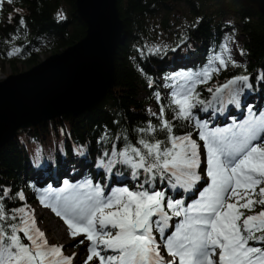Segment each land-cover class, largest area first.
<instances>
[{
    "label": "snow or ice",
    "instance_id": "obj_1",
    "mask_svg": "<svg viewBox=\"0 0 264 264\" xmlns=\"http://www.w3.org/2000/svg\"><path fill=\"white\" fill-rule=\"evenodd\" d=\"M3 2L0 0V7ZM60 18H64L62 14ZM20 24L24 25L23 18ZM20 51L13 48L7 55ZM229 51L225 44L202 71L169 77L176 85L168 104L173 118L189 121L203 142L206 186L197 199L185 206L183 199H166L167 189H156L157 177L172 191L185 193L202 179L197 171L202 163L201 144L191 132L173 134L174 125L164 117V105L160 106L159 130L166 134L167 145L161 140L140 139L142 148L128 145L119 153L114 149L107 162L101 159L97 165L107 173L117 163L126 165L133 180L143 170L146 175L135 190L115 187L105 195V187L87 179L77 184L65 181L59 190L49 187L41 191L40 203L64 221L68 234L73 239L83 236L80 244L88 242L84 264H264V246L250 244L264 245V110L257 114L249 106L243 120L233 118L225 127H209L193 114L198 105H205L202 111L213 108V115L222 112L225 90L228 102L239 107L244 87H252L248 75H239L214 92L208 88L212 101L205 104L199 99L198 84L206 83L229 62L235 65ZM155 95L159 101V93ZM213 102L221 107L214 108ZM137 131L151 134L157 128L149 123ZM9 191L5 189L0 196V264H73L76 254L68 256L63 245H49L26 205L13 209L11 215L6 212L2 201ZM17 196L25 199L22 192ZM173 217L179 218L175 225L170 224ZM161 246L171 259L165 261Z\"/></svg>",
    "mask_w": 264,
    "mask_h": 264
},
{
    "label": "trees",
    "instance_id": "obj_2",
    "mask_svg": "<svg viewBox=\"0 0 264 264\" xmlns=\"http://www.w3.org/2000/svg\"><path fill=\"white\" fill-rule=\"evenodd\" d=\"M169 1L118 0L120 15L125 22V38L116 53L115 86L107 96L80 115L65 113L62 117L19 131L16 138L0 147V196H3L5 189L10 190L2 201L9 215L13 209L26 205L35 216L34 202L40 200L42 186L54 184L57 175L59 178L69 179L75 175L80 178L78 181H84L89 175L96 181L97 175H100L99 183L105 187V192L116 185L135 190L146 175L143 170H140L139 179L133 180L132 170L126 165L117 163L111 173L97 165L101 159L107 162L114 149L119 153L128 145L142 148L139 144L140 139L149 142L161 140L167 145L166 134L159 130V114L153 116L146 108L150 101H157L156 93L160 95V100L157 101L159 107L165 106L164 117L174 125L173 134L183 135L191 132L193 139H196L198 131L189 121L173 118L172 108L168 107L170 95H164L163 92L165 80L163 78L184 70L191 74L197 73L209 65L213 58L212 52L221 47L220 40L223 36L218 18L222 15L239 16L242 22L241 32L245 36L244 46L250 61L245 66H237L229 74L226 72L227 68L223 67L206 83L198 84L196 92L199 99L207 104L213 100V93H209L208 88H212L214 92L217 87L233 77L247 73L253 79V87L250 91L244 87L240 94V110L245 114L249 106L257 114L264 110V18L259 9L240 0H184L195 16L193 19L195 22L184 25L185 31L178 39L177 35L170 44L161 46L159 51H150L151 48L146 42L152 37L151 18L159 13V8L166 10L162 19L165 31H170L172 27L170 22L172 7ZM13 2L15 10L11 11L10 19L0 23V62L2 66L8 63L14 73L23 71L20 63L28 67L37 64L40 53L46 52L42 51L43 49H53L54 53L60 52L82 39L87 33V24L79 15L77 0H13ZM61 14L63 19L60 18ZM22 18L24 25L20 24ZM140 44L145 46L143 50H139ZM17 47L21 49L18 55H7ZM167 79L171 80L169 77ZM252 90L260 92L261 98L258 103L248 100ZM222 95L224 99L222 112L213 115V108L202 111L205 105H198L193 109V114L198 119L206 118L209 123L215 119L225 118L230 108L236 105L228 102L230 99L228 92L225 91ZM213 103L214 108L221 107V104ZM149 123L157 128L155 133L137 131L140 128H147ZM105 152L109 153V156H104ZM64 158L68 160L71 169L65 175L61 174ZM79 162H86L85 172L81 173ZM40 171H45L46 177H40L38 175ZM197 171L202 175L203 169ZM31 174L35 176L32 177ZM155 185L157 190L167 189L166 199L171 196L174 200L183 199L186 202L189 198L195 197L199 182L187 193L181 189L172 191L166 182L161 183L159 177L156 178ZM20 192L24 194V200L18 198L17 193ZM256 211H259V207ZM176 219L173 217L170 224ZM11 222L13 221L6 223ZM24 242L26 243L25 239ZM250 243L264 246L254 241Z\"/></svg>",
    "mask_w": 264,
    "mask_h": 264
},
{
    "label": "water",
    "instance_id": "obj_3",
    "mask_svg": "<svg viewBox=\"0 0 264 264\" xmlns=\"http://www.w3.org/2000/svg\"><path fill=\"white\" fill-rule=\"evenodd\" d=\"M255 5L264 18V0ZM86 35L29 69L0 79V147L19 131L62 117L80 115L115 86L116 53L125 36L118 0H77Z\"/></svg>",
    "mask_w": 264,
    "mask_h": 264
},
{
    "label": "rangeland",
    "instance_id": "obj_4",
    "mask_svg": "<svg viewBox=\"0 0 264 264\" xmlns=\"http://www.w3.org/2000/svg\"><path fill=\"white\" fill-rule=\"evenodd\" d=\"M170 6L172 7V10L170 12V16L172 18H170V22L172 24V27L170 29V31H165V29L163 28V24H162V19L164 18V15L166 13L165 9L159 8L158 11L159 13H157L155 16H152L151 18V29L150 32L152 33V37L151 40L148 43V46L151 49L154 48H161V46H166L168 44L171 43L172 40L175 39V37L178 35L177 39L183 35V32L185 31L184 29V25L189 24V23H194L195 20L193 16V13L191 12L190 7L184 2V0H170L169 1ZM9 6V2H7V0H4L3 2V6L0 7V16L2 14V9H4L5 7ZM218 20H220V24H221V30H222V39L220 40L221 42V47L219 48V50L217 51H213V57L217 54H219L222 50V46L227 44L228 48H229V55L231 56V60L235 62V65L231 62L228 63L227 65V69L226 72L227 74L231 73L230 71H234L236 69L237 66H245L247 65V63L250 61V58L247 54V50L244 46L245 44V36L244 34L241 32V25L242 22L239 18V16H234V15H222L221 17L218 18ZM176 39V40H177ZM145 46H143L142 44L139 45V50H143ZM51 50H47V49H43L42 51H46V52H41L40 53V61L46 59L48 56L54 54V52ZM0 76L1 77H7L10 73H14L12 71V68L10 67V65L8 63H5L2 66V63L0 62ZM21 68H23V70L29 69L30 67L25 66L24 64L20 63L19 64ZM216 67H221L219 65L218 62H216ZM223 67H221L222 69ZM221 71V70H220ZM200 72V71H198ZM191 74L190 72L187 71H181L178 72L176 74ZM176 74H170L168 76H165L163 79L164 80V85H171L174 84V86L171 87V90L169 92V95L171 94V92L174 90V88L176 87L174 81H172V79L169 81L167 79V77H174L176 76ZM241 75H247V73L245 74H241ZM239 76V75H237ZM249 76V81L248 83L252 85L253 87V79L250 75ZM236 77V76H235ZM172 81V82H171ZM180 83H183V81H180ZM251 87V88H252ZM246 88V87H245ZM250 88V89H251ZM248 91H250L249 88H246ZM227 92V90H225ZM251 96L248 98L249 101L253 102V103H258L260 100V92L259 91H251ZM142 95H144L143 93H141ZM157 103V101H156ZM158 104V103H157ZM146 108L148 110L149 113H157L158 114V110L155 106V103H150V104H146ZM236 110V116L234 117V119L236 121H241L243 120L246 115H242V118L239 120L238 116H240L241 112H239L240 107H236L234 108ZM231 109V113H233L235 110ZM234 110V111H233ZM240 113V114H238ZM232 119H228L225 122L226 123H218L217 125H213V124H209V127H225L229 124L232 123ZM201 121H205V120H201ZM18 136V135H17ZM63 137V136H62ZM199 143V142H198ZM201 147H202V151L204 153V149H203V143H201ZM66 158H64L65 160ZM65 164L68 168V170H70L69 168V164L68 162L65 160ZM81 162H79V168L80 169H85L84 166H82V164H80ZM32 173V169H29ZM32 176V174H31ZM80 178H78L79 180ZM91 179L93 181V183L95 184L96 182H99L100 179V175H97V179L96 181L93 179V177L91 175H89L88 178L84 179ZM65 181H67L70 184H77V180H73V179H68V178H62V179H58L56 181V183L58 184V186H56L57 188L55 190H59L64 186ZM80 183V182H78ZM50 185L42 186V189H48ZM206 186L205 181H203V183H201V186L199 187L197 194L199 193L200 190H202V188ZM115 188V187H114ZM108 193L107 195L109 194ZM106 195V194H105ZM197 197H195L194 199L190 200L189 203L195 199H197ZM34 206H35V213H36V224L38 225V227L40 228L41 231H43L45 233V236L48 240L49 245L51 244H60L63 245V250L64 253L67 254L68 256H72L73 253L76 254L74 260H73V264H84L86 257L88 255V250H87V244L88 242L85 240L84 244H80L79 241L84 239L83 236H79L75 239H73L69 234H68V228L67 225L64 223V221L55 215V213L47 207H44L40 201H36L34 202ZM42 216V217H41ZM179 218H177L176 220L178 221ZM171 229V228H170ZM169 232V231H168ZM170 234L167 233V235ZM159 237V236H158ZM26 240V238H24ZM27 241V240H26ZM27 243H30L27 241ZM252 244V243H250ZM255 245V244H253ZM170 259V258H169ZM93 264H95V262H93Z\"/></svg>",
    "mask_w": 264,
    "mask_h": 264
},
{
    "label": "bare ground",
    "instance_id": "obj_5",
    "mask_svg": "<svg viewBox=\"0 0 264 264\" xmlns=\"http://www.w3.org/2000/svg\"><path fill=\"white\" fill-rule=\"evenodd\" d=\"M0 78H4V77H1V76H0ZM234 112H236V110H235ZM39 175H42V174H39Z\"/></svg>",
    "mask_w": 264,
    "mask_h": 264
}]
</instances>
